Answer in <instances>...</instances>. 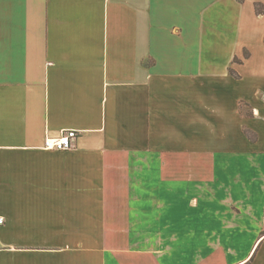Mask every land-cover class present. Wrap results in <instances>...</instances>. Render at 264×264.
Segmentation results:
<instances>
[{
	"label": "crops",
	"instance_id": "1",
	"mask_svg": "<svg viewBox=\"0 0 264 264\" xmlns=\"http://www.w3.org/2000/svg\"><path fill=\"white\" fill-rule=\"evenodd\" d=\"M257 3L0 0V264H264Z\"/></svg>",
	"mask_w": 264,
	"mask_h": 264
},
{
	"label": "built area",
	"instance_id": "2",
	"mask_svg": "<svg viewBox=\"0 0 264 264\" xmlns=\"http://www.w3.org/2000/svg\"><path fill=\"white\" fill-rule=\"evenodd\" d=\"M79 132L75 130L65 131L58 137H48L44 142L43 148L48 151H66L74 146ZM4 223V218L0 217V225Z\"/></svg>",
	"mask_w": 264,
	"mask_h": 264
},
{
	"label": "trees",
	"instance_id": "3",
	"mask_svg": "<svg viewBox=\"0 0 264 264\" xmlns=\"http://www.w3.org/2000/svg\"><path fill=\"white\" fill-rule=\"evenodd\" d=\"M256 11L258 14H263L264 13V5L261 3L256 4Z\"/></svg>",
	"mask_w": 264,
	"mask_h": 264
}]
</instances>
